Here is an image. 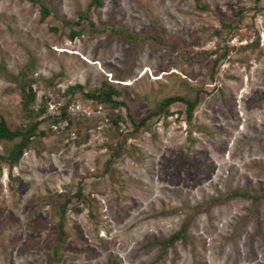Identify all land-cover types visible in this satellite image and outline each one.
I'll use <instances>...</instances> for the list:
<instances>
[{"label": "rangeland", "instance_id": "obj_1", "mask_svg": "<svg viewBox=\"0 0 264 264\" xmlns=\"http://www.w3.org/2000/svg\"><path fill=\"white\" fill-rule=\"evenodd\" d=\"M43 3L0 0V114L37 124L0 159V264H264V0ZM102 82L118 104L64 141L46 102ZM168 96L189 120L174 102L132 130Z\"/></svg>", "mask_w": 264, "mask_h": 264}, {"label": "trees", "instance_id": "obj_2", "mask_svg": "<svg viewBox=\"0 0 264 264\" xmlns=\"http://www.w3.org/2000/svg\"><path fill=\"white\" fill-rule=\"evenodd\" d=\"M43 1L44 0H29L30 3L38 5V12H39L40 19L46 17L49 14V10L44 5ZM91 3L92 5H98L99 0H91ZM82 17L86 19L84 15ZM76 34L78 33L72 30L69 32L68 38L71 39ZM75 88L80 89L79 86H69L65 89V92H69ZM117 94L118 92L111 85H108L106 82H102V84L100 85L98 89L92 90L90 93H87L84 95L88 99H93L98 103L105 102L111 106H115L118 104V102L112 100V95H117ZM28 98H29V101L33 100V96L30 94H28ZM174 102H182L184 104L185 118L189 120L191 116V110L195 104V100H188L180 96H168L158 102V104L156 105L155 112L148 113L144 117H141L140 119H138L137 123L132 125V130H136L138 127L139 128L142 127L144 122L150 119L151 117H153L154 114H156V112L157 113H167L168 105ZM117 118H118V115H114L112 117V119H114V122ZM36 126L37 124L34 123L28 126L25 125L24 128L18 127L14 130H11L9 129L4 118L0 114V140L11 141L12 139L17 137V140L13 142L11 147L6 152L5 156L3 155L0 156V159H4L6 161L8 167H12L13 165H15L18 162L19 158L21 157L23 150L28 148L27 141L29 140V138L33 137ZM231 194L232 195L237 194V192H233ZM64 206H65L64 203H62L59 209L60 215H59V219H58L57 226H56L57 228L56 242L57 243L53 248L54 250L64 240V232H63V215H64V210H65ZM79 210L80 209H75V211L77 212H79ZM183 235H184L183 230L180 228L178 231L172 233L167 238L160 240L159 241L161 245L160 254L168 245L172 244L173 241H175L176 239L182 238Z\"/></svg>", "mask_w": 264, "mask_h": 264}, {"label": "built area", "instance_id": "obj_3", "mask_svg": "<svg viewBox=\"0 0 264 264\" xmlns=\"http://www.w3.org/2000/svg\"><path fill=\"white\" fill-rule=\"evenodd\" d=\"M103 109V105L90 102L79 103L77 101H63L59 97L49 99L44 109L45 116L49 119L51 130L65 133L63 139L66 141L75 136L74 130L70 127V121L78 118L89 119L98 116ZM107 119L105 118L104 121ZM72 123V122H71Z\"/></svg>", "mask_w": 264, "mask_h": 264}]
</instances>
